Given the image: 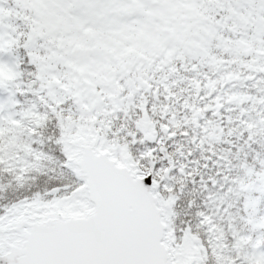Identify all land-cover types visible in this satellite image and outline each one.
<instances>
[{
	"label": "snow or ice",
	"instance_id": "1",
	"mask_svg": "<svg viewBox=\"0 0 264 264\" xmlns=\"http://www.w3.org/2000/svg\"><path fill=\"white\" fill-rule=\"evenodd\" d=\"M0 264H264V0H0Z\"/></svg>",
	"mask_w": 264,
	"mask_h": 264
}]
</instances>
